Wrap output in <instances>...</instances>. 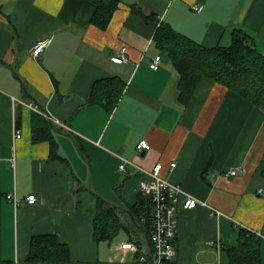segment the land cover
Here are the masks:
<instances>
[{
  "label": "crops",
  "instance_id": "1",
  "mask_svg": "<svg viewBox=\"0 0 264 264\" xmlns=\"http://www.w3.org/2000/svg\"><path fill=\"white\" fill-rule=\"evenodd\" d=\"M94 10L86 0H0V262L55 264L27 260L31 238L51 234L69 249L59 264H152L146 240L112 206L130 211L139 197L142 175L119 171L122 157L146 170L160 163L164 178L207 204L183 209L179 197L170 264H264V111L209 79L183 104L179 76L155 43L160 24L206 48L229 46L240 30L264 55V0H119L104 30L91 23ZM123 48L127 61L114 62ZM104 78L124 83L111 112L86 104ZM34 116L51 119L56 158L52 142L32 140ZM141 140L150 145L143 155ZM7 194L36 203L14 207ZM99 198L121 226L96 241ZM127 242L138 252L122 249ZM247 251L256 263L240 262Z\"/></svg>",
  "mask_w": 264,
  "mask_h": 264
},
{
  "label": "trees",
  "instance_id": "2",
  "mask_svg": "<svg viewBox=\"0 0 264 264\" xmlns=\"http://www.w3.org/2000/svg\"><path fill=\"white\" fill-rule=\"evenodd\" d=\"M95 6L91 23L99 29H106L118 5L119 0H86ZM156 46L167 54L169 61L179 76L180 101L188 104L202 79H209L226 87L264 111V55L260 54L253 39L240 30L232 33L229 46L206 48L192 39L176 32L167 24H160L155 34ZM124 83L117 78H104L94 83L86 104L100 105L111 112L121 97ZM32 122V140L34 142H52V157L56 158V146L50 139L48 121L34 116ZM47 131V132H46ZM105 202L99 198L100 205ZM106 204V203H105ZM130 213L137 223L140 215L146 217L142 225L149 236L150 206L146 198L139 195L136 205ZM113 207H104L94 218V236L96 241L112 238L120 229V223ZM133 234L143 233L130 226ZM132 242L137 243L135 238ZM243 261L256 263L257 253L247 251ZM30 262L65 263L69 260V249L58 241L55 235H35L30 240L27 256ZM0 264H6L0 262Z\"/></svg>",
  "mask_w": 264,
  "mask_h": 264
},
{
  "label": "built area",
  "instance_id": "3",
  "mask_svg": "<svg viewBox=\"0 0 264 264\" xmlns=\"http://www.w3.org/2000/svg\"><path fill=\"white\" fill-rule=\"evenodd\" d=\"M193 9L198 11L199 7L194 6ZM46 45L47 41L37 43L31 50L32 56L39 57ZM125 52V48L121 49L113 58V61L116 63H125L127 61ZM160 62L161 57L157 56L152 60L149 66L152 70H157ZM34 110L39 112L37 109ZM58 124L68 129L65 125L59 122ZM15 137L19 138L20 135L16 134ZM136 150L138 153H144L150 150V145L146 140H141L136 145ZM175 166V163H171L170 169L175 168ZM127 167H132L142 175L137 185V192L140 196L146 198L150 206L149 239L155 259L153 264H170L176 257L174 241L178 228L177 210L179 197L181 196L184 199L182 204L183 209H194L199 205L207 206V204L185 193L180 185L172 183L164 178L161 174L162 165L160 163H156L151 169L146 170L133 161L120 157L118 166L119 171L125 172ZM236 174V168H231L226 172L228 178ZM6 198L14 207L22 203L27 205H34L36 203V197L34 195H28L22 201L17 200L14 194H7ZM211 210L215 215L221 214L214 208ZM139 219V221L143 223L146 217L140 215ZM121 248L132 252H138L137 246L131 242L122 244ZM140 260H145V258H141Z\"/></svg>",
  "mask_w": 264,
  "mask_h": 264
},
{
  "label": "water",
  "instance_id": "4",
  "mask_svg": "<svg viewBox=\"0 0 264 264\" xmlns=\"http://www.w3.org/2000/svg\"><path fill=\"white\" fill-rule=\"evenodd\" d=\"M48 119H49V118H48ZM48 122H49L50 125H52V121H51V119H49ZM143 154H144V153H142V155H143ZM112 206L116 207V208L119 209V210H123V211H124L129 217H130V220H131V222H132V225H133L134 227H136L137 229H139V230L143 233V235H144V237H145V240H146V243H147V247H148V249H149L150 261H152V256H151V253H152V247H151V243H150L149 236H148L147 232L145 231L144 227H143L142 225H140L139 223L136 222V220L134 219V217L132 216V214L130 213L129 210L124 209V208L119 207V206H115V205H112ZM152 264H153V262H152Z\"/></svg>",
  "mask_w": 264,
  "mask_h": 264
},
{
  "label": "rangeland",
  "instance_id": "5",
  "mask_svg": "<svg viewBox=\"0 0 264 264\" xmlns=\"http://www.w3.org/2000/svg\"><path fill=\"white\" fill-rule=\"evenodd\" d=\"M88 168H89V172H90V174H89V179H88V185L87 186H89V183L91 182V177H92V173H93V170H92V167H91V165L90 164H88ZM101 198V197H100ZM102 199V198H101ZM136 235V234H135ZM134 235V236H135ZM137 236V235H136ZM139 237H141V235H138ZM137 239V238H136Z\"/></svg>",
  "mask_w": 264,
  "mask_h": 264
}]
</instances>
